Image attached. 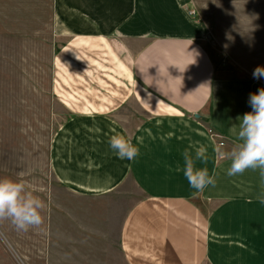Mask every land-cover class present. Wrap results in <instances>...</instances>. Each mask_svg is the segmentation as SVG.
Segmentation results:
<instances>
[{
  "label": "crops",
  "instance_id": "obj_1",
  "mask_svg": "<svg viewBox=\"0 0 264 264\" xmlns=\"http://www.w3.org/2000/svg\"><path fill=\"white\" fill-rule=\"evenodd\" d=\"M51 9L61 41L53 93L69 118L50 166L75 200L51 213L49 236L89 250L93 264H264V176L227 175L238 117L264 88L253 78L264 67V0H51ZM114 134L139 155L119 159ZM190 145L205 147L195 166L216 178L203 191L183 174Z\"/></svg>",
  "mask_w": 264,
  "mask_h": 264
},
{
  "label": "rangeland",
  "instance_id": "obj_2",
  "mask_svg": "<svg viewBox=\"0 0 264 264\" xmlns=\"http://www.w3.org/2000/svg\"><path fill=\"white\" fill-rule=\"evenodd\" d=\"M60 43L51 0H0V178L23 180L44 204L39 227L21 232L10 220L0 221V264L95 262L89 250L67 248L64 239L49 236L51 213L75 200L50 166L55 134L69 118L53 93ZM124 189L133 192L134 186Z\"/></svg>",
  "mask_w": 264,
  "mask_h": 264
},
{
  "label": "clouds",
  "instance_id": "obj_3",
  "mask_svg": "<svg viewBox=\"0 0 264 264\" xmlns=\"http://www.w3.org/2000/svg\"><path fill=\"white\" fill-rule=\"evenodd\" d=\"M253 78H264V67L255 68ZM249 104L252 110L238 117L239 143L230 152L228 176L243 174L249 169H259L261 176H264V88L250 94ZM109 145L121 160H133L139 155V148L123 134L112 135ZM189 147H195V156L188 150L183 153V174L189 185L198 191H203L210 185L214 186L215 175H209L207 168L195 166L197 160H206L205 147ZM176 171H181L180 167ZM43 207L41 199L27 190L23 180L0 178V221L10 220L17 231L26 232L43 223Z\"/></svg>",
  "mask_w": 264,
  "mask_h": 264
},
{
  "label": "built area",
  "instance_id": "obj_4",
  "mask_svg": "<svg viewBox=\"0 0 264 264\" xmlns=\"http://www.w3.org/2000/svg\"><path fill=\"white\" fill-rule=\"evenodd\" d=\"M191 14H193V15L196 14V10H192Z\"/></svg>",
  "mask_w": 264,
  "mask_h": 264
}]
</instances>
